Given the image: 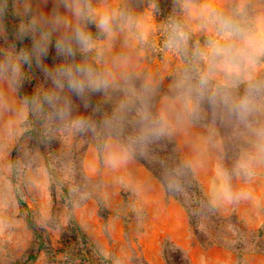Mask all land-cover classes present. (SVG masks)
Here are the masks:
<instances>
[{"label": "rangeland", "instance_id": "1", "mask_svg": "<svg viewBox=\"0 0 264 264\" xmlns=\"http://www.w3.org/2000/svg\"><path fill=\"white\" fill-rule=\"evenodd\" d=\"M110 2L127 5L138 17L144 42L133 53V71L141 80L151 77L161 82L153 111L167 118L161 109L168 98L169 73L179 60L163 48V40L166 26L178 13V0ZM216 2L264 13V0ZM32 4L46 12L52 7L51 0H32ZM0 12L3 59L13 49L30 47L31 39H16L15 0H0ZM119 52L117 46L113 54ZM59 61L54 49L45 59L49 66ZM252 70L264 71V66L253 65ZM24 71L23 86L15 92L0 82V95L11 102L0 106V264H51L53 252L75 243L66 231L72 221L104 259L100 264H264V160L251 163L253 137L238 127L213 122L206 103L188 128L169 134L222 219V243L210 244V229L202 218L207 240L200 244L187 209L167 196L161 181L138 159L133 157L114 169L105 164L99 145L102 122L111 114L112 104L94 94L85 107L80 98L72 96L73 115L97 122L95 132L78 133L46 124L30 112L19 111L24 98L44 86L39 68L33 65ZM220 128L231 129L223 133L229 136L227 149ZM210 134L218 147L193 146L198 138ZM217 166L233 172V188L250 192L251 199L213 203L209 180ZM172 202L179 209H169Z\"/></svg>", "mask_w": 264, "mask_h": 264}, {"label": "clouds", "instance_id": "2", "mask_svg": "<svg viewBox=\"0 0 264 264\" xmlns=\"http://www.w3.org/2000/svg\"><path fill=\"white\" fill-rule=\"evenodd\" d=\"M51 3L46 12L34 8L32 0H15L16 39L30 38L31 46L13 49L0 59V82L17 91L25 67L33 65L44 76V86L25 97L19 111L74 132H95L97 122L73 115L72 96L87 107L92 95H102L113 107L102 122L99 147L105 164L114 169L137 154L147 155L149 145L166 134L188 128L206 103L213 122L253 137L252 164L264 160V71L252 70L253 65L264 66V13L216 0H178V13L163 40V48L179 60L169 73L168 98L161 109L165 118L153 111L161 82L141 80L133 71V53L144 42L133 11L110 0ZM117 46L120 52L113 54ZM52 49L60 61L49 66L45 59ZM10 103L0 95V106ZM128 127L131 133H126ZM201 144L218 147L211 134L193 146ZM183 175V168L170 173L169 188L179 189ZM209 196L220 204L251 199L250 192L233 188V172L220 166L209 180Z\"/></svg>", "mask_w": 264, "mask_h": 264}, {"label": "trees", "instance_id": "3", "mask_svg": "<svg viewBox=\"0 0 264 264\" xmlns=\"http://www.w3.org/2000/svg\"><path fill=\"white\" fill-rule=\"evenodd\" d=\"M229 130L231 131L230 128ZM229 130L220 128L225 149L229 147L227 143V137L229 136H225L223 133H227ZM131 132L132 128L128 127L126 133ZM134 157L161 181L168 197L181 203L187 209L196 241L203 244L207 240L203 235L200 225L201 219L205 218L207 227L210 229L209 233L211 238L209 239L210 241L212 240L210 244L222 243L221 239H223V234L220 231L222 227L221 216L214 210L210 199L205 194L190 166L178 154L176 144L169 134H166L159 141L150 144L147 155L140 156L137 154ZM177 168H183L184 170L181 187L179 189H170L166 177ZM20 205L22 208H27L22 201H20ZM28 223L32 228L34 227L31 218H28ZM66 231L73 235L75 243L74 245L69 244L64 250L59 249L53 252L51 264L104 263V259L95 251L86 235L74 221L70 222ZM38 239H41V237L38 236ZM40 246L44 247L43 241H41ZM60 254L62 258L58 259Z\"/></svg>", "mask_w": 264, "mask_h": 264}, {"label": "crops", "instance_id": "4", "mask_svg": "<svg viewBox=\"0 0 264 264\" xmlns=\"http://www.w3.org/2000/svg\"><path fill=\"white\" fill-rule=\"evenodd\" d=\"M172 207L178 208V207L175 205V203H173V202H172L171 204H169V209L172 208ZM178 209H179V208H178Z\"/></svg>", "mask_w": 264, "mask_h": 264}]
</instances>
